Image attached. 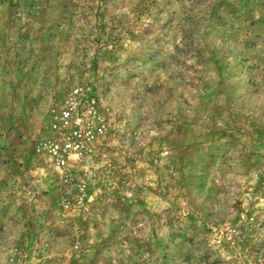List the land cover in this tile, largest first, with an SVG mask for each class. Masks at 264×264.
Here are the masks:
<instances>
[{
	"label": "rangeland",
	"instance_id": "rangeland-1",
	"mask_svg": "<svg viewBox=\"0 0 264 264\" xmlns=\"http://www.w3.org/2000/svg\"><path fill=\"white\" fill-rule=\"evenodd\" d=\"M0 264H264V0H0Z\"/></svg>",
	"mask_w": 264,
	"mask_h": 264
},
{
	"label": "built area",
	"instance_id": "built-area-1",
	"mask_svg": "<svg viewBox=\"0 0 264 264\" xmlns=\"http://www.w3.org/2000/svg\"><path fill=\"white\" fill-rule=\"evenodd\" d=\"M80 95L81 90L76 88L63 108L56 113L57 123L54 124L55 128L59 125V128L68 130L66 131L67 137L63 140L61 149L65 154L73 153L76 156H82L84 152V146L80 138H88L92 134L90 122L98 119L94 100L88 103L85 111L80 112L82 105ZM87 117L90 118L89 122L86 121ZM102 132V129L97 130V134H101Z\"/></svg>",
	"mask_w": 264,
	"mask_h": 264
}]
</instances>
